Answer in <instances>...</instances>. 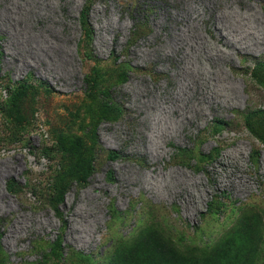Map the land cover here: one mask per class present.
Listing matches in <instances>:
<instances>
[{
    "label": "rangeland",
    "instance_id": "obj_1",
    "mask_svg": "<svg viewBox=\"0 0 264 264\" xmlns=\"http://www.w3.org/2000/svg\"><path fill=\"white\" fill-rule=\"evenodd\" d=\"M158 253L264 264V0H0V264Z\"/></svg>",
    "mask_w": 264,
    "mask_h": 264
},
{
    "label": "trees",
    "instance_id": "obj_2",
    "mask_svg": "<svg viewBox=\"0 0 264 264\" xmlns=\"http://www.w3.org/2000/svg\"><path fill=\"white\" fill-rule=\"evenodd\" d=\"M112 157H115V154L112 153ZM139 257H137L136 259H131V264H171V260L161 256V254H155L153 256H145L144 260L143 259H139Z\"/></svg>",
    "mask_w": 264,
    "mask_h": 264
}]
</instances>
